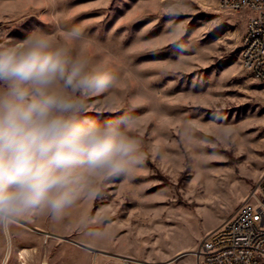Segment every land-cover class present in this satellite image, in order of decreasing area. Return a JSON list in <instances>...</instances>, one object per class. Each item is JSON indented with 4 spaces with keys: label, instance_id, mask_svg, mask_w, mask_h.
I'll list each match as a JSON object with an SVG mask.
<instances>
[{
    "label": "rangeland",
    "instance_id": "rangeland-1",
    "mask_svg": "<svg viewBox=\"0 0 264 264\" xmlns=\"http://www.w3.org/2000/svg\"><path fill=\"white\" fill-rule=\"evenodd\" d=\"M248 18L219 0H0V49L45 34L110 76L81 119L119 126L141 160L81 173L58 214L0 219V264H194L264 174V87L240 59Z\"/></svg>",
    "mask_w": 264,
    "mask_h": 264
},
{
    "label": "clouds",
    "instance_id": "clouds-1",
    "mask_svg": "<svg viewBox=\"0 0 264 264\" xmlns=\"http://www.w3.org/2000/svg\"><path fill=\"white\" fill-rule=\"evenodd\" d=\"M54 41L33 34L0 49V219L37 207L58 214L81 195V173L130 174L141 163L139 141L119 126L81 119L83 96L102 93L111 77ZM176 47L182 59L179 36Z\"/></svg>",
    "mask_w": 264,
    "mask_h": 264
},
{
    "label": "built area",
    "instance_id": "built-area-1",
    "mask_svg": "<svg viewBox=\"0 0 264 264\" xmlns=\"http://www.w3.org/2000/svg\"><path fill=\"white\" fill-rule=\"evenodd\" d=\"M219 4L225 11L249 14L240 52L246 54V70L264 83V56H259V46H264V0H219ZM249 58H256V65H249ZM262 208L264 174L234 215L203 237L192 252L194 264H253L254 259L264 264V219L257 218ZM237 223L240 227H234Z\"/></svg>",
    "mask_w": 264,
    "mask_h": 264
},
{
    "label": "bare ground",
    "instance_id": "bare-ground-1",
    "mask_svg": "<svg viewBox=\"0 0 264 264\" xmlns=\"http://www.w3.org/2000/svg\"><path fill=\"white\" fill-rule=\"evenodd\" d=\"M259 56H264V46H259ZM240 59L243 67L246 69V54L240 52ZM249 65H256V58H249ZM259 84L264 87V83Z\"/></svg>",
    "mask_w": 264,
    "mask_h": 264
},
{
    "label": "snow or ice",
    "instance_id": "snow-or-ice-1",
    "mask_svg": "<svg viewBox=\"0 0 264 264\" xmlns=\"http://www.w3.org/2000/svg\"><path fill=\"white\" fill-rule=\"evenodd\" d=\"M258 219H264V208L261 209V211L258 213V216H257ZM234 227H240V224L237 223ZM227 235V234H226ZM223 239V238H221ZM219 244V242H218ZM255 255V253H254ZM237 264H240V262L238 261ZM253 264H261V262L259 260H253Z\"/></svg>",
    "mask_w": 264,
    "mask_h": 264
},
{
    "label": "crops",
    "instance_id": "crops-1",
    "mask_svg": "<svg viewBox=\"0 0 264 264\" xmlns=\"http://www.w3.org/2000/svg\"><path fill=\"white\" fill-rule=\"evenodd\" d=\"M35 227H36L37 229H39V231H40L39 234H43L42 231H45L44 228L41 227V226L36 225Z\"/></svg>",
    "mask_w": 264,
    "mask_h": 264
}]
</instances>
